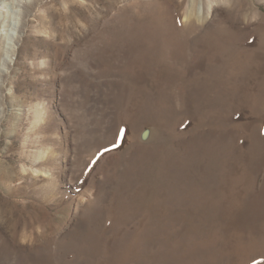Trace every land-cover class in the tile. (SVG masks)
Returning a JSON list of instances; mask_svg holds the SVG:
<instances>
[{
  "label": "rangeland",
  "instance_id": "rangeland-1",
  "mask_svg": "<svg viewBox=\"0 0 264 264\" xmlns=\"http://www.w3.org/2000/svg\"><path fill=\"white\" fill-rule=\"evenodd\" d=\"M0 264H264V0H0Z\"/></svg>",
  "mask_w": 264,
  "mask_h": 264
},
{
  "label": "bare ground",
  "instance_id": "bare-ground-1",
  "mask_svg": "<svg viewBox=\"0 0 264 264\" xmlns=\"http://www.w3.org/2000/svg\"><path fill=\"white\" fill-rule=\"evenodd\" d=\"M213 5V4H212ZM215 40V42H223L220 38V36H215V38H213Z\"/></svg>",
  "mask_w": 264,
  "mask_h": 264
}]
</instances>
